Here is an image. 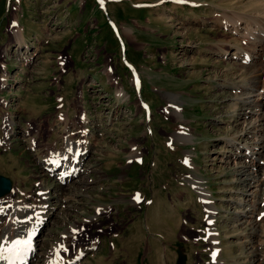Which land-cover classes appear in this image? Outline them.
Returning <instances> with one entry per match:
<instances>
[{
    "label": "rangeland",
    "instance_id": "374dc122",
    "mask_svg": "<svg viewBox=\"0 0 264 264\" xmlns=\"http://www.w3.org/2000/svg\"><path fill=\"white\" fill-rule=\"evenodd\" d=\"M248 1L0 0V174L12 182L0 203L48 213L25 264H151L156 240L171 256L159 264H249L236 237L249 231L236 220L249 202L233 208L229 199L244 187L233 181L240 175L232 162L219 156L239 137L244 111L234 113L232 89L221 86L241 71L231 45L253 44L240 35L242 23L233 31L217 16L229 9L251 14L256 7ZM16 19L27 47L17 49ZM219 45L226 56L216 54ZM259 53L250 69L264 63ZM11 116L16 134L8 137ZM68 138L90 144L88 170L69 168L85 186L68 181L60 188L39 161ZM44 186L55 194L45 212ZM200 187L214 204L212 216ZM257 191L264 240V181ZM172 215L173 228L169 222L162 229ZM27 225L10 235L23 237ZM137 227L142 232L134 233Z\"/></svg>",
    "mask_w": 264,
    "mask_h": 264
},
{
    "label": "bare ground",
    "instance_id": "6f19581e",
    "mask_svg": "<svg viewBox=\"0 0 264 264\" xmlns=\"http://www.w3.org/2000/svg\"><path fill=\"white\" fill-rule=\"evenodd\" d=\"M247 3H249L252 6L255 5L256 11L253 10L254 12H252L251 14H247L248 12L245 13L241 11H236L234 9H229V10H225L224 12H219V14L217 15L219 16V18H221L222 27H230L233 31L234 30L237 31L239 29V24L242 23L244 26L240 28L242 30L241 31L242 33L240 35L243 36L244 32H246V34L249 37V41H251V43L253 44V47L251 48L250 47L244 48L241 45H231V48L233 47V52L231 54V57L238 58L241 60L240 61L241 71H239L238 74L239 78L237 80H232L221 86L230 87L232 89V94L230 96L231 97L230 99L233 101L232 107L234 113L236 112L237 109L240 110L242 109L244 111L243 112L240 111L242 112L240 115V117L242 118V119L240 118L242 120L241 121L242 126L238 131L239 137L234 136L233 138H231L228 144L230 148L227 150H222L223 152L219 157H221L220 159L224 160L225 162H230V163L232 162L234 169L238 170L235 171V173H238L240 175V177L234 176L233 181L240 183L244 187L242 188L243 192L241 196L233 197L229 199L233 208H236L238 205L241 204V202H246V203L247 201L249 202L248 203L249 208H247V206H243L241 208L242 211H238L239 216L236 217V220L238 221L237 222L238 226L241 225L243 226V228L249 227V231L247 232L240 231L238 234H236L239 248L240 249H243L244 247L247 248L248 255L250 256L249 264H264V246L262 245L263 239H261V233H260L261 230L258 228V224H257L258 219L256 218V214H255L257 212L255 206L256 205L255 202L258 199L257 190L259 185L262 183V181H264V90L261 93L257 91L258 86L261 82L264 86V63L261 62L259 63V65L261 64L260 66L250 69V65L252 64L254 65L256 63V62H251V60L253 61L254 60L253 58L257 57L258 54H261L259 53V50H264V0H249ZM17 23L18 20L16 19V21L13 24V30L11 33L13 35V38L17 41V49H18L19 47L22 48V46L27 47V42L23 28H20L17 25ZM217 49L218 52L216 54H219L221 56H226V54L228 53L227 48L225 47L222 48L220 47V45L219 47H217ZM26 54H27L26 59L30 60L32 56L31 53L26 52ZM114 83H115L114 85L116 86V84L118 83L117 80ZM117 90H118L117 93L118 99H122L123 97H125L124 96L125 92L123 87H120ZM173 99H175V97ZM97 110L98 109H96V111ZM30 113H32V110H30ZM176 116H178L177 112H176ZM87 118H88L87 116L83 118V122H82L83 124L88 123V121H86ZM5 121H6V125L10 128V131L7 134V136L10 137L11 135H15L16 134L15 123L12 119V116ZM27 129L24 128L23 132L26 133ZM84 130L89 131L90 129L85 127ZM82 143H83L82 146H80V142H78L77 140H72L69 138L65 139V141L62 142L61 147L59 149H57L56 151H52L51 153L39 159L41 165L44 166V168H46L45 170L47 171L46 173L51 174V176L54 178V181L58 185H61L60 188H64L65 185H69L68 181H72V183L76 182L77 184H81V186H85L89 183L86 181H79L76 178L77 175H75L77 173H75L74 170L70 172L69 169V168H74V169L78 168L79 170L77 169V171H79L80 173L82 172L84 173L88 170L89 165L85 164L84 154L88 153L90 144L89 143L87 144L86 140H84V142ZM128 157H131V155H128ZM64 175L68 177L70 176L71 178L68 180L65 178L61 179ZM44 187H43L42 195L46 204L42 206V209L45 212L52 210V207L49 208L47 207L53 204L52 198L53 195L55 194H51L49 190L51 188H48V186H46L45 188ZM202 188L204 187H200L198 192L206 199L205 200L206 207L208 208V212L212 216L216 213L214 210L211 209V206L214 204H211V202L208 200V196H209L208 190L206 188L205 189ZM76 192L78 191L76 190ZM12 193L14 192H11V194ZM54 200H58V197L56 196V199ZM19 204L20 203H16V201L13 202L12 204H8V206L10 205V210H7V205H4V202L0 203V215L6 213L5 212L6 210L8 211L6 213L7 220L5 224L3 223V226L0 229L1 230L0 247L4 249L9 248L11 242L16 238H20V240H29L30 245L26 246V251H24L19 256H12L8 252H4L0 254V256L6 257V258H0V264H25V261L28 260V258L30 259V257H32V255L35 253L36 249H38L40 238L34 235L33 232L38 226V224H40L41 221L46 219L45 216L48 213L41 214L40 211L33 212L31 207L32 205L31 206H28L27 204L24 205L25 203L24 204L22 203V205L26 209H22V207H17V205ZM10 218H11V223H10ZM147 218L149 219L150 217L148 216ZM212 219L213 218L211 217V220ZM167 220H168L166 222L167 224L163 221L160 222L162 224V229L164 228V225L168 226L169 222H172L170 225L171 228H173L175 224L174 215H172L171 219L167 217ZM25 223H28L27 227L29 228V230L26 233L23 231L25 233L23 237H21L18 234L16 237L11 236L12 233L10 231H14L19 227H22L23 224ZM154 226H158V227H154ZM154 226L152 230L155 232V234L159 235L157 237L159 240H161L162 235L160 233L162 232V229L160 228L159 224H156ZM138 230L139 232H142L141 228L137 227L134 233H137ZM211 233L215 234L216 232L212 231ZM213 238L214 236H212L211 238L212 241ZM153 243L155 244V246L152 255H150L151 264H159L160 260H163V262L164 260H171V256L169 257L168 255H162L160 253L161 250L157 240L152 242V245ZM79 255L80 252L77 253L76 256L74 255L75 257L72 258L71 261L69 260L66 261L70 263L73 260H77L79 258ZM152 258L157 259V262L154 260L156 262L154 263L152 261ZM45 259H48L47 256L45 257ZM45 264H50V263H45ZM52 264H61V262H57V260H54Z\"/></svg>",
    "mask_w": 264,
    "mask_h": 264
},
{
    "label": "snow or ice",
    "instance_id": "6c2138e0",
    "mask_svg": "<svg viewBox=\"0 0 264 264\" xmlns=\"http://www.w3.org/2000/svg\"><path fill=\"white\" fill-rule=\"evenodd\" d=\"M137 199H138V197H137ZM29 245H30L29 240H15L12 242V245L7 249L0 247V254H2L4 252H8L12 256H19L24 251H26V246H29ZM213 255H215V253ZM0 258H6V257L0 256Z\"/></svg>",
    "mask_w": 264,
    "mask_h": 264
},
{
    "label": "water",
    "instance_id": "95a60500",
    "mask_svg": "<svg viewBox=\"0 0 264 264\" xmlns=\"http://www.w3.org/2000/svg\"><path fill=\"white\" fill-rule=\"evenodd\" d=\"M11 190V180L0 174V196L7 194Z\"/></svg>",
    "mask_w": 264,
    "mask_h": 264
}]
</instances>
